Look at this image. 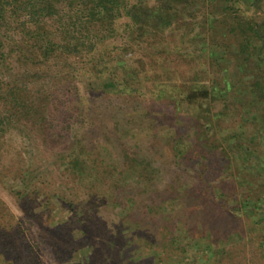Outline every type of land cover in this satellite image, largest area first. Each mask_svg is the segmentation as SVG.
Instances as JSON below:
<instances>
[{"label": "rangeland", "instance_id": "obj_1", "mask_svg": "<svg viewBox=\"0 0 264 264\" xmlns=\"http://www.w3.org/2000/svg\"><path fill=\"white\" fill-rule=\"evenodd\" d=\"M117 41L123 43L125 35ZM175 62L186 73L195 63L181 58ZM227 64L218 75L205 66L209 80L217 78L221 85L218 90L224 87L220 101L207 103L211 130L204 128L208 135H201L206 148L201 161L208 162L212 172L208 189H202L194 174L176 167L171 158L169 140L176 132L168 126V118L175 117L174 112L178 115L181 148H189L195 129L186 128L185 122L195 114L193 109L173 108L150 93L128 96L109 89L108 94L90 97L88 89L105 86L92 76L80 81L84 102L80 116L69 125L72 129L61 131L60 139H47L34 122L18 121L1 131L0 264H264V171L254 169L249 174L248 169L256 155L263 158L264 138L253 142L258 151L248 157L247 165L234 159L231 144L223 143L212 120L214 113L223 111L219 126L223 133L243 130L245 137L247 129H264V103H258L245 85L233 86L239 78L250 82L251 69L246 74L236 61ZM21 79L29 81L27 76ZM144 109L155 118L147 131L151 118L135 117ZM216 140L222 145L217 146ZM80 141L87 150H95V157L88 177L75 180L59 157ZM125 156L150 160L151 186H139L134 170L129 171L135 176L127 177V187L117 189ZM242 158L246 160L245 155ZM22 168L29 170L30 179L31 170L36 175L30 185L35 205L30 212L17 192L23 188L18 178ZM103 168L108 172L103 174ZM143 173L146 178L147 172ZM218 182L226 186L225 195L217 199L220 204L212 199L213 193H219ZM228 182L235 185L233 195ZM250 193H259L261 200L244 206L242 200ZM125 197L132 201L116 204ZM160 197L170 201L154 210ZM234 197L240 202L237 212L231 211ZM26 200H31V193ZM86 240L90 245L79 248ZM208 243L213 247L205 248Z\"/></svg>", "mask_w": 264, "mask_h": 264}, {"label": "trees", "instance_id": "obj_2", "mask_svg": "<svg viewBox=\"0 0 264 264\" xmlns=\"http://www.w3.org/2000/svg\"><path fill=\"white\" fill-rule=\"evenodd\" d=\"M121 35H125L123 43L117 41ZM177 58L194 60L189 73L179 70ZM229 60L239 63L246 74L250 69L254 74L250 82L239 78L233 86L245 85L258 103H264V0H0V132L18 121L34 122L47 139H60L61 131L72 129L71 123L80 116L79 108L84 104L80 81L92 76L105 86L96 91H92L94 87L88 89L90 97L108 94L109 89L128 96L150 93L173 108L193 109L195 114L184 121L186 128L195 129L189 148H181L178 115L173 111L175 117L168 118V126L176 132L169 140L171 158L176 167L193 173L202 189H208L211 167L201 161L206 153L201 135H208L204 128L211 130L208 115L212 113L207 103L220 101L219 91L224 87L218 90L221 85L217 78L209 80L205 66L218 75L227 69ZM25 76L29 81L21 79ZM223 114L217 111L212 118L218 134L223 143L231 144L229 152L234 159L248 165V157L258 151L253 142L264 138V129H247L245 137L243 130L223 133L219 127ZM145 116L151 118L147 131L153 128L155 118L146 109L135 117ZM222 141L218 140L217 146ZM78 143L65 149L59 160L75 180H84L93 166L95 150ZM125 159L117 189L127 187V177L135 176L129 171L134 170L139 186H151L150 160ZM127 160L132 165L125 168ZM248 169L249 174L254 169L264 171V153L263 158L256 155ZM106 172L103 168L102 173ZM143 172H147L146 178ZM18 175L23 188L17 192L30 212L35 207L30 185L36 175L31 170L30 179L29 170L23 168ZM226 184L233 195L235 185ZM216 187L221 191L213 193L212 199L220 204L217 199L225 195L226 186L218 182ZM245 197L244 206L257 205L261 200L259 193ZM126 201L130 203L131 197L116 204ZM169 201L160 197L153 204L154 210L165 208ZM232 203L231 211L237 212L240 202L234 197ZM84 244L79 248L90 242ZM212 245L208 243L205 248ZM56 250L60 252V248Z\"/></svg>", "mask_w": 264, "mask_h": 264}]
</instances>
